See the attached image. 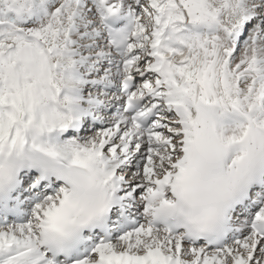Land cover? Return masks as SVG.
<instances>
[{
	"label": "snow or ice",
	"instance_id": "obj_1",
	"mask_svg": "<svg viewBox=\"0 0 264 264\" xmlns=\"http://www.w3.org/2000/svg\"><path fill=\"white\" fill-rule=\"evenodd\" d=\"M0 264H264V0H0Z\"/></svg>",
	"mask_w": 264,
	"mask_h": 264
}]
</instances>
